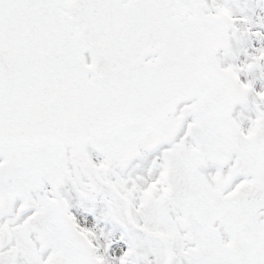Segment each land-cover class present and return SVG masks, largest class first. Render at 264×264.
<instances>
[{
	"label": "snow or ice",
	"instance_id": "snow-or-ice-1",
	"mask_svg": "<svg viewBox=\"0 0 264 264\" xmlns=\"http://www.w3.org/2000/svg\"><path fill=\"white\" fill-rule=\"evenodd\" d=\"M0 264H264V0H0Z\"/></svg>",
	"mask_w": 264,
	"mask_h": 264
}]
</instances>
